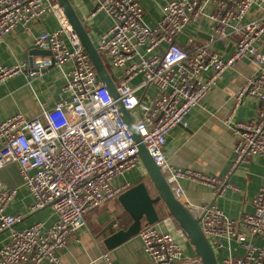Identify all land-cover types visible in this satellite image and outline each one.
<instances>
[{"label":"built area","instance_id":"built-area-1","mask_svg":"<svg viewBox=\"0 0 264 264\" xmlns=\"http://www.w3.org/2000/svg\"><path fill=\"white\" fill-rule=\"evenodd\" d=\"M208 6L213 7L211 14L206 13ZM255 6L262 8V15L245 22ZM96 10L112 24L95 47L136 132L178 200L185 197L184 180L204 184L217 194L227 183L228 177L204 176L170 164L165 147L170 132L187 126L190 112L243 59H252L258 74L235 96L233 110L245 95L257 99L259 108L249 122H224L235 134L231 170L264 158V54L258 47L264 37V0H171L154 26L145 24L138 0H97ZM49 13L57 17L59 28L38 35L34 47L51 56L33 60L32 67L0 66V85L24 70L35 77L57 69L64 78L61 95L37 118L19 113L0 123V173L16 166L22 185L34 198L31 212L51 209L55 221L15 230L24 216L8 214L7 208L18 189L4 187L0 178V232H10L0 247V264H63L60 254L86 227L88 213L128 191L132 184L122 179L142 166L122 113L56 0H0V47L17 27L30 28ZM203 18L211 23L210 40L181 46L178 38ZM216 42L232 44L233 53L224 58L211 48ZM185 205L199 219L215 251L223 249L224 240L243 251L240 257L228 254L220 264H264V248L253 242L264 237V184L252 201V213L240 220H232L213 204ZM163 223L166 234L156 225H144L138 234L151 264H202L197 257L185 256L173 235L174 219L167 217ZM104 258L111 264L108 256Z\"/></svg>","mask_w":264,"mask_h":264},{"label":"crops","instance_id":"crops-1","mask_svg":"<svg viewBox=\"0 0 264 264\" xmlns=\"http://www.w3.org/2000/svg\"><path fill=\"white\" fill-rule=\"evenodd\" d=\"M69 1L93 44L97 46L100 35L111 27V19L105 13L96 10L97 0ZM138 1L144 8L145 24L154 26L162 15L164 5L171 0ZM212 11V6L206 8L207 14H211ZM261 15L262 8L255 6L249 11L245 22L256 20ZM58 28L59 23L53 13L47 14L41 22L30 28L17 27L5 38L0 47V66L12 67L19 64L30 66V53L35 49L36 37ZM210 37V20L203 18L198 23L188 26L178 38V43L186 47L191 41L208 42ZM258 47L264 54V37ZM211 48L224 58H228L234 51L230 43L216 42ZM37 58L39 57H33V60ZM69 67L66 66L65 69ZM28 73L29 70H24L20 75L10 77L0 85V123L19 113L28 119L37 118L44 110L52 109L60 98L64 84L63 73L60 70L51 69L35 77ZM257 74L258 67L252 59L236 62L208 92L200 105L190 112L186 119L187 126H177L170 132L165 147L166 158L170 164L179 169L199 172L204 176L228 177L227 183L218 194L204 184L182 181L181 186L185 192L183 203L190 206L216 205L232 220H240L245 214L252 213V201L264 184V158L255 157L249 163L231 170L235 134L224 125V122L229 119L232 124L246 123L256 117L259 103L254 97L245 95L238 107L235 110L233 108L235 96L242 90L247 80ZM146 176L145 169L141 166L136 171L127 173L122 180L134 186ZM0 178L4 187L18 189L16 199L7 208L8 214L24 216V221L16 225L15 230H22L35 223H45L49 226L55 221L51 209L31 212L34 198L22 185L16 166L11 165L3 169ZM158 210L160 222L156 224V230L166 234L168 229L163 220L171 216L162 203ZM124 218L125 223L121 224V219ZM112 221H118L119 224L112 232L125 229L131 223L118 198L88 213L86 227L70 238L67 247L60 254L63 264H108L104 256H108L111 264H151L138 235L114 250H107L103 241L112 232L101 237L99 234ZM176 227L173 235L182 246L185 256L196 257L187 237L177 224ZM9 233L0 232V247L7 241ZM253 242L264 248V237L254 238ZM223 245L222 250L215 251L219 264L228 254L242 256L243 251L234 242L224 240Z\"/></svg>","mask_w":264,"mask_h":264},{"label":"water","instance_id":"water-1","mask_svg":"<svg viewBox=\"0 0 264 264\" xmlns=\"http://www.w3.org/2000/svg\"><path fill=\"white\" fill-rule=\"evenodd\" d=\"M56 2L62 14L66 17L71 28L82 43L100 81L107 88L111 97L116 102L118 109L122 113L123 119L137 146L138 156L142 166L156 193V195L153 196L147 184L144 181H140L118 197V201L125 213L130 217L131 223L125 229L112 232V230L119 225L118 221H112L99 234V237H101L110 231L112 232V234L107 236L103 241L105 247L109 251L114 250L121 244L136 237L143 225L153 226L158 224L160 222L158 207L160 203H162L187 237L190 245L194 249L196 257L200 259L202 264H219L215 250L201 229L199 219L193 215L183 202L175 197L163 173L154 162L146 146L143 144L141 137L136 132L131 114L123 107L108 68L103 62V59L98 53L85 26L76 14L70 1L56 0ZM30 56V66L32 67L33 57H50L51 52L34 49L31 51ZM43 72L47 71L44 70Z\"/></svg>","mask_w":264,"mask_h":264},{"label":"rangeland","instance_id":"rangeland-1","mask_svg":"<svg viewBox=\"0 0 264 264\" xmlns=\"http://www.w3.org/2000/svg\"><path fill=\"white\" fill-rule=\"evenodd\" d=\"M135 171H136V170H135ZM143 179H144L143 181H144V182L147 184V186L149 187L151 194H152L153 196H155V195H156L155 190H154V188H153V186H152L150 180L148 179V177L146 176V177H144ZM113 201H114V200H113ZM125 220H126L125 218H124V219H121V224L125 223Z\"/></svg>","mask_w":264,"mask_h":264},{"label":"trees","instance_id":"trees-1","mask_svg":"<svg viewBox=\"0 0 264 264\" xmlns=\"http://www.w3.org/2000/svg\"><path fill=\"white\" fill-rule=\"evenodd\" d=\"M127 226H128V225H127ZM127 226H126V227H127ZM177 226H178V225H177Z\"/></svg>","mask_w":264,"mask_h":264}]
</instances>
